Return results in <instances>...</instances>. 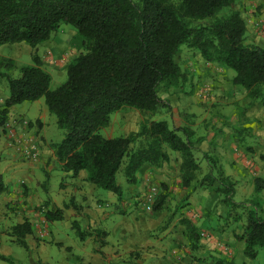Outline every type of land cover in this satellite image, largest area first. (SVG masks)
<instances>
[{
  "label": "trees",
  "instance_id": "1",
  "mask_svg": "<svg viewBox=\"0 0 264 264\" xmlns=\"http://www.w3.org/2000/svg\"><path fill=\"white\" fill-rule=\"evenodd\" d=\"M238 1L0 0V45L24 43L36 48L50 40L62 24L74 26L82 37V50L69 63L66 81L55 89L37 55L33 56L34 65L20 68L18 77L8 74L16 68V61L0 58V70H7L1 75L9 85V96L0 103V126L7 123L13 106L44 98L64 131L62 141L54 143V151L65 172L77 177L87 171L92 185L112 191L122 201L117 173L123 168L127 181L136 184L145 166L169 162L168 148L181 154V185L191 187L200 168L194 153L195 132L155 119L169 107L159 91L188 81L176 60L181 48L187 46L199 52L206 63L234 70L233 83L241 86L253 103L264 102V45L249 41ZM124 107L147 117L140 129L126 136H104L101 131L109 126L112 115ZM161 186L163 193L153 207L157 212L169 190L167 184ZM203 186L221 196L228 218L234 222L244 218L236 239L244 243L243 255L256 259L258 248L264 251V203L256 197L237 202L235 182L221 170L208 172L195 185ZM3 189L0 174V191ZM261 189L258 185L255 194ZM70 205L77 209L74 198L66 204ZM45 217L62 220L63 210L49 209ZM181 223L187 228L192 250H198L202 239L198 227L187 216ZM78 224L74 221V228ZM79 230L81 239L90 235ZM32 231L28 220L12 228L17 242L27 249L25 237ZM0 259L10 261L3 254Z\"/></svg>",
  "mask_w": 264,
  "mask_h": 264
},
{
  "label": "rangeland",
  "instance_id": "2",
  "mask_svg": "<svg viewBox=\"0 0 264 264\" xmlns=\"http://www.w3.org/2000/svg\"><path fill=\"white\" fill-rule=\"evenodd\" d=\"M237 8L243 12V17L246 19L249 41L264 45V21L263 23L259 22L260 19L264 20V0H239ZM45 43L40 48H31L24 43L0 45V58H12L17 64L16 68L8 74L18 77L20 68L34 65L33 56L37 55L42 61L43 69L52 77L51 88L55 89L63 84L67 79L69 63L82 50V37L74 26L62 24L60 30ZM45 46L49 48L46 49ZM176 60L186 73L188 81L177 88L161 87L159 96L168 102L169 107L156 115L155 119L167 120L174 128L189 127L195 132L194 153L200 168L196 170L197 178L192 182L191 187L183 188L181 185V154L166 148L170 158L169 162L160 167L145 166L138 173V183L130 184L125 177L123 168L117 173L116 183L123 191V199L119 201L117 195L112 191L96 187L87 178H82L87 177V171H81L80 176L76 178L62 169L61 162L55 156L54 143L62 141L64 131L57 126L56 116L48 111L44 98L36 102L27 101L18 104L15 110L24 113L23 115L27 119L33 121L37 119L33 126L30 125L36 130L32 132L35 134L40 132L45 141L51 143L48 148V161L41 154L43 143L40 144L37 138L38 134L19 132L17 125L19 135L24 136L30 133L39 145L40 157L38 161H26L10 152L13 149L8 148L6 130L4 126H1L0 132L4 136L1 135L2 138H0V171L5 167L9 168L13 164L11 161L13 159L22 166L21 169L13 172L14 181L25 185L27 177L34 180L37 204L33 211L37 214L38 220L32 224L33 227L36 224L38 227L45 225L46 234L41 240L43 245L46 244L48 257L52 259L45 260V252L41 250L27 249L21 246L11 230L10 235L14 239L10 238L3 250H0L5 256L10 257V261L0 259V264H47L46 261L50 264H161L163 260L158 256V253L163 251L148 252L147 246L152 244L160 246L161 243L165 245L170 241L175 242L176 238L178 241L177 253L179 252L192 262L209 263L210 259L204 260L198 253L203 245L207 244L206 247H212L214 244L215 246V238L206 240L211 242L204 243L203 241L204 244L200 239L199 249L192 250L187 228L181 223V219L186 217L187 211L193 212L192 215L197 216L191 218L194 225L198 224L199 227L210 229L215 237L219 238L221 253H215L218 250L208 248V255H213L218 259L226 256L224 258L227 264L231 258L239 259V264H264V251L261 248H258L256 259L246 258L240 253L237 244L239 240L236 239V236L242 232L244 218L239 222H234L233 219L227 217V214L226 216L221 215L220 218L215 216V219L220 223L219 226L210 212H206L200 207L195 208L194 198L192 201L190 200L195 192L191 191L193 187L197 189L196 191L208 189L205 186L195 187L197 181L208 172L213 171L217 174L218 170H221L225 175L230 176L228 174L233 170L227 163L229 152L238 154V156L243 155L245 161L249 162L247 167L251 170V179L245 183L251 194L250 192L245 193L242 196L243 200L234 195V199L244 202L255 197L259 198L251 191L250 186V182L254 181L252 179L253 172L256 170H254L255 165L252 164L254 160L251 162L249 159V157H255L249 147L255 146L257 140L262 139L264 102L253 103V100L247 97L246 91L233 83L234 70L218 67V65H206L200 53L187 46L181 48ZM2 72H7V70H0V98L3 94L9 96L8 80L1 75ZM19 116L22 115H18L16 118ZM22 118L30 124L31 121L23 116ZM146 118L138 110L124 107L112 115L109 126L104 128L101 133L106 137L126 136L131 132L138 131ZM27 128L29 127L24 126L23 130H27ZM260 148H263V144L260 145ZM7 151L10 153L7 154ZM11 153L18 158L14 159ZM259 159L260 157L257 162ZM30 165L35 167L31 176L28 172ZM233 175L236 176L235 173ZM139 178H141L140 182ZM230 178L234 182H238V177L230 176ZM162 183L169 186L168 196L162 210L157 212L153 210V207L157 198L163 193ZM152 188L157 189L156 199L151 205V209H147L149 205L147 195ZM208 190L209 193L219 198L224 207L221 196L210 189ZM1 193L2 191H0ZM51 196L59 197L60 206L51 205V201L48 200ZM73 198L77 209L73 205L67 207L65 202L62 203V199L71 203ZM197 204L199 205V203ZM57 208L63 210V219L48 221L45 212ZM122 210L126 213H122ZM216 212H219L218 208ZM0 215L2 216V214ZM75 220L79 222V225L74 228ZM178 226L180 229H177ZM78 228L79 231L85 233L88 231L90 234L88 238H85L89 245L87 249L92 252V255L95 253V257H90L89 253L82 255L83 250H78L80 241L84 240L77 233ZM56 233L70 244L65 243L62 248V242L52 241L55 240ZM31 234L34 242H41L40 239H37L38 235L37 238L35 237V228ZM84 245L85 243H83ZM222 246L228 247V249L224 250ZM74 248L75 250H73ZM210 252L212 253L210 254ZM164 253L166 259L177 257V253L168 247L164 249ZM39 254L41 258H39ZM242 258H244L243 261L240 260Z\"/></svg>",
  "mask_w": 264,
  "mask_h": 264
},
{
  "label": "crops",
  "instance_id": "3",
  "mask_svg": "<svg viewBox=\"0 0 264 264\" xmlns=\"http://www.w3.org/2000/svg\"><path fill=\"white\" fill-rule=\"evenodd\" d=\"M45 44L46 43L39 44L37 47L40 48L41 46H43ZM257 44H259V43H257ZM259 45H262V44H259ZM52 46H53V44H52ZM48 48L49 47L47 46L46 49H48ZM46 49H43V50H46ZM206 65H211V64L206 63ZM7 97H8L7 94H3V96L0 98L1 103H3ZM39 100H37V101H39ZM34 102H36V101H34ZM15 109H16V106H13L10 109L8 120H12L13 118H16V116H18V115H22L23 117L26 118V116L23 115L24 113L23 114L19 113ZM16 114H18V115H16ZM22 116L21 117L19 116L17 118H22ZM22 120H23V118H22ZM27 120L32 122V124H31V122H30V124H28L29 126H27V127H29V128H27V130H23L24 125L22 123L21 124L18 123V130H19V132H25V133L30 132L33 134L34 132H32V131H36V130L34 129V127H31V126H33L34 122L37 119L35 121H33L31 119H27ZM0 128H1V126H0ZM37 134H35V135H37V138L39 139L40 144L43 143V146H41V154H42L43 158H45L46 161H48V156H49L48 148H50L49 146L51 143H47V141H45L44 136L41 135L40 132H37ZM1 135H3L2 132H0V138H2ZM262 135H263L262 139H258L255 146L252 145L249 147L250 152L253 154V156H255V157H249V159L251 162L254 160V162L252 164L255 165L254 170H256L255 172H253V178L252 179H254V181L250 182V186L252 188L251 191L255 193L257 186L261 185L262 189L259 191V193L257 195L259 196L258 199H260V201L262 203H264V132ZM261 144H263V148H260ZM10 152L7 151V154ZM51 152H53L52 149H51ZM12 156H13V154H12ZM240 156H238V154H230V152H229L228 156H227V157H229V158H227V163H229L228 166H231V168L233 170V172H229L228 175H230L232 178L238 177V182L235 181L236 182V185H235L236 194H235V196L238 199L243 200L242 196H244L245 193L250 192V190H247L248 185H246L245 183L251 179L250 178L251 170L247 167V164L249 162L247 163L245 161L243 155H240ZM256 156L260 157L258 162H257L258 157H256ZM8 157L11 159L10 156H8ZM13 157H14V159L18 158L15 156H13ZM230 158H232V159L230 160ZM224 159H226V157H224ZM11 161H13V164L9 168L5 167L4 170L2 169L0 171V174L2 176L3 188H4L2 193L0 194V200L2 203L0 205V214H2V216L0 215V250H3V247H5L8 243V241H10V238H11L10 233H11L12 228L15 225L21 224L25 220H28L31 224L32 223L35 224V222L38 220L37 214L33 211L35 204H37V197L35 196V192H34L35 187L33 185L34 180H32L31 177H27V179L25 180V185H22L21 183L14 181L15 177H14L13 172L21 169L22 166H20L21 165L20 163H16L13 159H11ZM18 161L21 162V160H18ZM33 165L32 166L30 165L28 168V172H29L30 176H31V172H33V170L35 168ZM13 169H14V171H13ZM233 173H235L236 176H234ZM78 176H80V175H78ZM78 176L76 178H78ZM82 178H87V177L84 176ZM140 181H141V178H139V182ZM131 191H133V189H131ZM198 191H195L193 193L191 199H190L192 201V198H194L193 199L194 200L193 205L196 206L195 208L200 207V208L205 209L206 212H210L213 215L214 221L216 222V224L220 226V223L215 218L216 217L220 218L221 215L226 216L227 208L225 207V205L223 207V204L220 203L219 198H217L214 194L209 193L208 189L205 191L204 190H201L199 192ZM250 194H251V192H250ZM48 200L51 201V205L60 206L59 197L51 196L50 199H48ZM63 202H65V204L68 203L65 199H62V203ZM197 203H199V205ZM217 208L219 209V212H216ZM188 213H189V211L186 212L187 218L193 222L192 219L196 215L195 214L192 215L193 212H190L189 216H188ZM198 221H200V220H198ZM196 226L198 227L199 232L200 231H207V232L209 231V232H211L212 237L215 238V242H216L215 246H214V244L212 247L211 246L206 247L207 244L203 245L204 248L200 247L201 251L198 253L202 259H204V260L210 259L211 261H209V263H204V262L201 263V261L192 262V260H190V259L188 260L185 256L181 255L179 252L177 253V249H176L177 242H178L177 238L175 239V242L170 241L171 243L167 242L165 245L162 243L160 244V246L158 244L148 245L147 246L148 252L157 251V250L163 251L162 253H158V256L161 257L163 260V262L161 264H227L225 261V258H224L226 256H224V255H222L224 257H222L220 259L216 258L213 255H208L209 254L208 248H210V249L214 248V249L218 250L215 253H221L219 243H218L219 238H216L214 233L210 229H204L203 227H199L198 224ZM32 227H33V224H32ZM73 227H74V225H73ZM33 228L36 229L35 237L37 238V235H38L37 239L41 240V238L39 237V232L42 229V226L38 227V225L36 224V226H34ZM177 229H180V226H178ZM56 234L57 235H54L55 240H52V241L62 242V248L65 246V243L68 245L70 244V242H67L65 239H62V237H60L58 235V233H56ZM86 238H88V236ZM11 239H14V238H11ZM206 240H209V238L208 239H203V238L201 239L202 243H203V241H204V243L211 242V241H206ZM25 241L27 242L28 248H34V249L41 250V251L45 252V257H46V258H44L45 260L52 259V258L48 257V253L46 250L47 249L46 244L43 245L42 240H41V242H36V241L34 242L33 235L27 234L25 237ZM235 242H237V241H235ZM83 243H85L84 246H83ZM237 244L239 246L240 253L243 255L244 243L242 241H239V242H237ZM39 245H41V246H39ZM76 245H78V244H76ZM88 246H89L88 240L84 239V240L80 241V244H79L80 248L78 250H83L82 255L84 253H89V255H91L90 257H92V256L95 257V253L92 255V252L87 249ZM166 247L173 249V252L177 253V257H172V258L166 259L165 253H164V249ZM73 250H75V248ZM103 251L107 252L104 249H103ZM211 253L212 252H210V254ZM0 254L4 255V253H1V252H0ZM38 256H39V258H41L40 254ZM240 260L243 261L244 258H242ZM39 261H42V260H39ZM172 261H174L176 263H173ZM43 262H45V261H43ZM46 263L50 264L47 261H46ZM228 264H239V259L236 260L234 258H231V261Z\"/></svg>",
  "mask_w": 264,
  "mask_h": 264
},
{
  "label": "built area",
  "instance_id": "4",
  "mask_svg": "<svg viewBox=\"0 0 264 264\" xmlns=\"http://www.w3.org/2000/svg\"><path fill=\"white\" fill-rule=\"evenodd\" d=\"M263 21V19L259 20L261 23H263ZM20 121L25 127L28 126V122L22 120V118L21 120H18V118H13L12 120H8L7 123H5L4 129L6 130V136L8 138L7 146L8 148H12L13 150H11V152L17 154L22 160L38 161L40 157L39 145L30 133L24 136L18 134L17 125ZM156 194L157 189L152 188L149 195H147V201L149 204L147 209H151V205L155 202ZM45 234V225H43L39 232V237L42 239ZM200 235L203 239L212 238V234L209 231H202ZM222 248H224V250L228 249V247L224 246H222Z\"/></svg>",
  "mask_w": 264,
  "mask_h": 264
},
{
  "label": "clouds",
  "instance_id": "5",
  "mask_svg": "<svg viewBox=\"0 0 264 264\" xmlns=\"http://www.w3.org/2000/svg\"><path fill=\"white\" fill-rule=\"evenodd\" d=\"M201 232H202V231H201ZM201 232H200V233H201Z\"/></svg>",
  "mask_w": 264,
  "mask_h": 264
}]
</instances>
